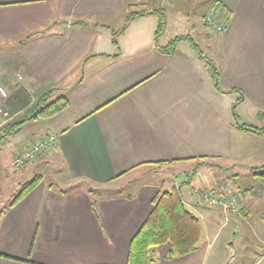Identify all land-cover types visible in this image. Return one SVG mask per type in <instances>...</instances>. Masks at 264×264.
Segmentation results:
<instances>
[{
	"label": "crops",
	"instance_id": "obj_1",
	"mask_svg": "<svg viewBox=\"0 0 264 264\" xmlns=\"http://www.w3.org/2000/svg\"><path fill=\"white\" fill-rule=\"evenodd\" d=\"M147 1L0 0V78L10 92L16 87L13 93L28 94L19 109L6 100L9 115L31 109L32 100L46 90L68 100L60 113L25 123L0 144L6 151L0 153L1 179L4 171L13 175L6 167L19 152L41 137L55 139L50 151L22 168L28 172L47 163L54 176L42 177L0 213V264H126L130 241L154 201L175 188L162 190L161 182L144 177L153 173L150 168L179 165V174L187 176L202 164L195 176H205L212 166L256 177L250 169L264 166V131H239L233 118L264 127L258 117L264 115V0H216L228 22L207 46L209 53L201 52L218 68L223 92L186 41L172 55L155 49L156 16L123 29L126 9ZM79 21L88 27L72 25ZM168 31L167 19L160 45L182 35L165 38ZM114 33H119L118 47ZM28 35L27 43L16 45ZM215 171L206 186L178 185L181 204L201 226L197 248L168 260L170 246L164 244L153 251L155 264H212L202 238L205 234L209 241L219 220L227 227L239 219H264L262 181L234 191L225 185L236 184L237 176L222 179L223 187ZM130 175L144 178L134 183ZM234 193L244 197L238 200ZM203 195L233 198L242 210L224 213L218 205H205Z\"/></svg>",
	"mask_w": 264,
	"mask_h": 264
},
{
	"label": "trees",
	"instance_id": "obj_2",
	"mask_svg": "<svg viewBox=\"0 0 264 264\" xmlns=\"http://www.w3.org/2000/svg\"><path fill=\"white\" fill-rule=\"evenodd\" d=\"M156 6L157 8H148L145 3L129 6L126 9L124 16L123 29H125L131 22L138 18L147 15L156 16L158 25L155 32V49L161 54L172 55L174 54L178 43L181 41H186L196 52L198 57L203 61L206 72L209 74L215 89L219 92H223L218 85V68L211 60L207 59L202 54L194 42V39L189 34L175 36L165 45H160L158 43V39L164 34L167 27V15L163 7H159L158 4H156ZM209 10H212L211 17L214 19V21L224 29L228 22V13L219 7V4L216 0L213 2ZM72 25L81 28L88 27L87 23L81 21L74 22ZM203 25L206 28H212L216 31L214 26L209 25L206 14L203 16ZM40 33L43 34L44 32ZM118 34L119 33H114L112 35V43L116 47H118ZM31 36L32 35H28L23 40L18 41L16 45L22 46L28 42ZM1 83L3 84L2 80ZM19 89L20 88L14 87L12 91L15 92ZM21 90L22 91L18 92L17 94L10 92L8 95L7 100L11 101L13 107L16 109H19L23 104H25V100L23 99L25 98L24 95L27 93H25L23 89ZM53 90H46V92L40 95L41 97L39 99L36 98L32 100L31 109L23 111L19 116L13 117L12 119L6 121L4 125L0 126V143H2L8 137L18 133L25 123L34 120L48 119L63 111L68 106V100L66 97H58L48 103L46 101L48 99L49 93H51ZM15 94L16 97H14ZM19 98L21 99V102L23 100L22 103H20ZM29 99L30 97H27V102H30ZM233 118L235 121V127L239 131H247L257 134L264 131V127L255 128L241 124L235 114L233 115ZM250 170L252 171L253 175L259 178L261 177L264 180V166ZM41 180L42 177L37 175L30 182L24 184L21 191L13 198L10 205L12 206L24 198L37 186ZM51 187L52 186H50V188ZM89 192L94 193L93 190H90ZM180 196L181 194L176 190V188H171L169 191H162L158 195L154 201V208L151 211L149 217L145 220L141 228L130 241L126 264H155L153 259V251L164 244H169L170 246L166 255V259L168 260L190 254L197 248L201 236V226L199 220L184 209L180 201ZM93 207H96L95 202L93 203Z\"/></svg>",
	"mask_w": 264,
	"mask_h": 264
},
{
	"label": "rangeland",
	"instance_id": "obj_3",
	"mask_svg": "<svg viewBox=\"0 0 264 264\" xmlns=\"http://www.w3.org/2000/svg\"><path fill=\"white\" fill-rule=\"evenodd\" d=\"M147 2L148 3L145 4L148 8H157L156 4H158L159 7H163L165 9L167 19L169 21V31L166 34L165 38H173L172 36H175L176 34L183 35L192 32L189 34L193 37L194 41L199 46V50L201 49L200 51H202L205 55L209 53L207 46L214 45L215 40L212 41V38L218 37L219 33L212 28L204 27L203 16L205 14L207 15V17L211 15L212 10H209V8L213 4V2H215V0H149ZM205 34L210 35L211 41L208 40V38L204 37ZM5 79L6 81L10 80L9 77ZM5 83L6 82H4V84ZM4 84V89L9 95V86L5 84L7 86L6 87ZM56 91L57 90H55L51 94L49 93L50 97H48L47 99L49 100V102L55 100L58 97H61L58 93H56ZM40 97L41 96L37 97V99H39ZM30 99H32V97H30ZM22 112L23 111H19L18 113L21 114ZM8 113L7 115L9 119L12 118V116ZM258 117L259 119H263L264 115L260 113V116L258 114ZM3 151H5V148H3L0 153ZM4 153H6V151ZM46 164L47 163H43L41 166H33L32 164L33 167L31 166L32 168L27 172L22 170V168H15L13 166V158L11 159L6 168H11L13 170V175H9L8 171H4L1 175L2 178L0 179V213L7 209L13 198L21 191L23 185L30 182L35 176L39 175L43 178H45L46 176H54L53 167H45ZM191 165L193 166L196 164L191 163ZM201 165L202 164L197 166L196 169H193L194 172L192 171L191 175H185L186 177L179 174V170H181L179 169V165L173 168L163 167L156 170H152L153 168H150L149 172L153 171V173L150 176L144 177H152V179L161 182L163 186L162 190H165L169 187H175L178 191V185H181L185 182L188 184L191 183L190 185H186V187L189 188H197L199 183L206 186L208 184L207 180H211L212 177H215V174L212 172V170L216 169L215 172L219 174V182L222 183L223 187L224 183L222 179H228L233 175L237 176V178H234L237 181L236 184L232 183V181L229 180V184L225 185L227 189L236 191L246 183H252V186H254L255 184H260L262 181V184H264L263 178L260 177L259 182L256 177L252 176L251 173H245L242 171L231 173V171L229 170H223L218 167L212 166L205 168V176L201 175L200 173L195 176V173L198 169H200ZM189 166L190 165L187 166V169H189ZM31 170L32 173H30ZM144 171H147L146 168H144ZM207 171H210V173H212L209 174V172ZM130 177L132 176L130 175ZM132 178L135 179L133 180L134 183L137 182V180L140 182L143 181L141 177ZM56 184L59 187L62 185L58 182ZM249 190L250 187L245 191ZM234 196L238 200L244 197L243 195L241 196L238 193H234ZM218 206L223 210L224 213L233 214L234 212L242 210H233L229 207L224 208L221 204H218ZM243 220H245L246 223H243L239 219L238 221H232L231 223L228 222L229 224L227 227H222L223 222L219 220L214 232L210 233L209 241L207 239V236H205V234L203 235L202 239L204 240V242L206 241L208 242L207 244H209V249L211 251V261L213 262L212 264H242V262L247 263L251 262V260L252 264L257 261L259 262H257L256 264H264V225L261 223L264 222V219H260V221L258 219ZM233 229H235L236 231L232 235Z\"/></svg>",
	"mask_w": 264,
	"mask_h": 264
},
{
	"label": "built area",
	"instance_id": "obj_4",
	"mask_svg": "<svg viewBox=\"0 0 264 264\" xmlns=\"http://www.w3.org/2000/svg\"><path fill=\"white\" fill-rule=\"evenodd\" d=\"M208 23L211 26H214L217 32H222L223 28L222 26L218 25L214 19L210 16H208ZM18 80L21 79V77H17ZM8 99V94L6 93L3 84L1 83L0 79V126L4 125L6 121L9 120V117L7 115L8 110L6 107V100ZM9 114V113H8ZM55 146V139L53 135H48L41 137L39 140L34 142L32 146H30L27 149L22 150L17 155L13 157V166L15 168H23L27 163L34 161L37 159L43 152L50 151ZM202 201L205 205L209 206H216L218 204H221L224 208H232L233 210L240 209L238 204L233 200V198H224L223 201H220L212 196L209 195H203ZM234 212V213H238Z\"/></svg>",
	"mask_w": 264,
	"mask_h": 264
}]
</instances>
